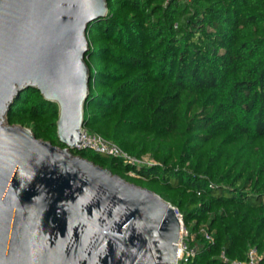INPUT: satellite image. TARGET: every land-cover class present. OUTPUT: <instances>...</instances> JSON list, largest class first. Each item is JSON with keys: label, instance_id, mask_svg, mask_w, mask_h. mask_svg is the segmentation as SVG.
<instances>
[{"label": "trees", "instance_id": "16d2710c", "mask_svg": "<svg viewBox=\"0 0 264 264\" xmlns=\"http://www.w3.org/2000/svg\"><path fill=\"white\" fill-rule=\"evenodd\" d=\"M107 7L86 32L83 128L155 164L69 152L175 208L195 251L180 264L246 262L250 248L264 264V0H107ZM56 121L57 106L35 89L7 115L8 124L63 149Z\"/></svg>", "mask_w": 264, "mask_h": 264}, {"label": "water", "instance_id": "95a60500", "mask_svg": "<svg viewBox=\"0 0 264 264\" xmlns=\"http://www.w3.org/2000/svg\"><path fill=\"white\" fill-rule=\"evenodd\" d=\"M107 0H0V264H179L182 224L156 193L78 156L90 23ZM29 89L57 106L59 148L7 115Z\"/></svg>", "mask_w": 264, "mask_h": 264}, {"label": "built area", "instance_id": "2783aa9c", "mask_svg": "<svg viewBox=\"0 0 264 264\" xmlns=\"http://www.w3.org/2000/svg\"><path fill=\"white\" fill-rule=\"evenodd\" d=\"M80 141L79 143L82 142V144H79L76 148V150H91L96 153L100 154H105L113 158H118L123 161L124 164L126 165H132L134 167H144V166H151L154 163V161L148 157V156H143V157H135L121 149L116 143L107 140L103 138L102 136L94 133H89L87 130L84 128L80 130ZM129 176H134L133 173H129ZM177 216L180 221L181 215L177 213ZM182 224V223H181ZM184 229L183 227L181 228V235L183 234ZM206 240L212 241V238L209 234L204 233ZM179 248V244H178ZM187 256L183 261H187L188 259L194 257L195 251L194 249H187ZM260 260V257L257 253V251L254 248H250L247 252V261L246 262H234L233 264H258Z\"/></svg>", "mask_w": 264, "mask_h": 264}, {"label": "rangeland", "instance_id": "374dc122", "mask_svg": "<svg viewBox=\"0 0 264 264\" xmlns=\"http://www.w3.org/2000/svg\"><path fill=\"white\" fill-rule=\"evenodd\" d=\"M182 223V221H181ZM184 229L183 223L181 225ZM188 237H189V232L187 230L184 229V232L180 238L179 241V251H180V256L178 255V263L180 264L181 261H183L185 259V257L187 256V245L186 243L188 242Z\"/></svg>", "mask_w": 264, "mask_h": 264}, {"label": "bare ground", "instance_id": "6f19581e", "mask_svg": "<svg viewBox=\"0 0 264 264\" xmlns=\"http://www.w3.org/2000/svg\"><path fill=\"white\" fill-rule=\"evenodd\" d=\"M182 236V235H181ZM179 249V248H178ZM180 250V249H179ZM178 255L180 256V251H178Z\"/></svg>", "mask_w": 264, "mask_h": 264}]
</instances>
